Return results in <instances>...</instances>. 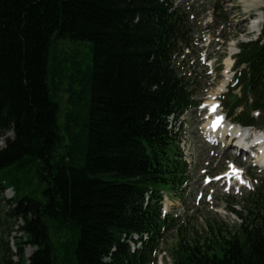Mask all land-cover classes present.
<instances>
[{
    "label": "trees",
    "instance_id": "obj_1",
    "mask_svg": "<svg viewBox=\"0 0 264 264\" xmlns=\"http://www.w3.org/2000/svg\"><path fill=\"white\" fill-rule=\"evenodd\" d=\"M175 3L0 0V137L12 134L0 147V264H157L176 220L163 195L188 179L169 117L196 104L197 74L179 60L192 24ZM238 48L228 116L256 127L264 20ZM237 203L246 215L229 235L179 228L171 264H264V180Z\"/></svg>",
    "mask_w": 264,
    "mask_h": 264
},
{
    "label": "rangeland",
    "instance_id": "obj_2",
    "mask_svg": "<svg viewBox=\"0 0 264 264\" xmlns=\"http://www.w3.org/2000/svg\"><path fill=\"white\" fill-rule=\"evenodd\" d=\"M251 1L253 0H176V7L187 12L192 24L191 45L183 49L184 55H181L179 60H183L182 66L190 73L197 74L193 96L196 104L194 108L187 110L170 123L175 131L178 130L179 146L187 163L188 179L177 193L167 192L163 196V212L176 220L175 226L165 233L163 241L158 246L157 264L165 262L170 264V252L178 241L179 228H182V233L193 238H204L213 232L216 234L218 229L226 235L235 231L236 226L243 220L239 213L242 216L246 215L241 204H236V200L247 196L264 180V171L259 173L256 168L254 169L253 161H246V156L237 152L235 147L227 149L206 142L201 129L206 112L201 109L204 101L205 104L208 103V94L216 91L220 83L222 84L226 58L232 54L231 61L234 62L239 43L255 40L259 36L250 32L251 20L257 17L258 12L256 6H250L253 3ZM228 73L232 79L233 68ZM228 91L238 96V100L240 96L238 89L230 86L226 92ZM226 92L218 94L217 98L224 106L228 120L233 122L234 120L228 116V105L231 103H223ZM239 111L237 109L236 113ZM262 117L264 118V113ZM260 122L258 121L259 125L256 127L264 130V122L262 124ZM11 136V132H8L0 137V147L4 146L5 137ZM230 165H235L246 173L243 175L248 176L247 185L234 184L228 189L221 180L211 181L209 184L204 182V177L228 172ZM3 196L10 198L11 190H7ZM232 207L235 211L231 210ZM18 224L10 223V246L13 251L15 247L12 236L21 235ZM32 251V247L26 246L25 255Z\"/></svg>",
    "mask_w": 264,
    "mask_h": 264
},
{
    "label": "bare ground",
    "instance_id": "obj_3",
    "mask_svg": "<svg viewBox=\"0 0 264 264\" xmlns=\"http://www.w3.org/2000/svg\"><path fill=\"white\" fill-rule=\"evenodd\" d=\"M253 2L250 6H256L258 9L257 17L253 21V23L250 25V32L253 33H259L261 31L262 23H263V14H264V0H253ZM249 6V5H248ZM247 7V5H246ZM249 8V7H248ZM252 8V7H250ZM244 20H240V22H243ZM232 52H230L231 54ZM229 57V58H228ZM228 57L225 60L224 63V71H223V80L222 84L220 83L219 88L216 91H212L208 94L209 100L206 106H208L205 115L203 116V119L205 120L204 124L202 125L201 129L203 130V133L205 135H208L212 140H216L218 144H230L229 140H225V135L229 134L232 139L234 140V144H232V147H239L240 151L243 149L247 150V152H252L249 156L252 158H255V162L259 163L261 166L260 168L264 170V131H255L252 128L244 127L242 128L240 125H237L235 123H227L226 121L219 120L218 123H216L217 129L213 131V129L210 127L212 123L217 121V118L222 116L218 115L216 111H213L211 109L212 105L217 104L216 96L218 94L224 93L227 91L228 82L230 79L229 75V69L232 64V58L231 55H228ZM226 65V66H225ZM207 97V98H208ZM211 118V119H210ZM230 147V146H229ZM254 148V149H253ZM233 170H230L229 173H232ZM230 178L234 177V181H229V183L232 185L233 183L237 182V178L240 176H237V174H231L229 175ZM245 182V181H244ZM248 183V181H246ZM31 252L27 253V256L30 255Z\"/></svg>",
    "mask_w": 264,
    "mask_h": 264
},
{
    "label": "water",
    "instance_id": "obj_4",
    "mask_svg": "<svg viewBox=\"0 0 264 264\" xmlns=\"http://www.w3.org/2000/svg\"><path fill=\"white\" fill-rule=\"evenodd\" d=\"M237 99V96L236 95H233L231 92H228L225 96V100L229 103H233L235 102Z\"/></svg>",
    "mask_w": 264,
    "mask_h": 264
},
{
    "label": "snow or ice",
    "instance_id": "obj_5",
    "mask_svg": "<svg viewBox=\"0 0 264 264\" xmlns=\"http://www.w3.org/2000/svg\"><path fill=\"white\" fill-rule=\"evenodd\" d=\"M216 107H218V105H212V106H211V109H212L213 111H215V108H216ZM221 119H222V118L218 117V118H217V121H215V122L213 123V126H215L216 123H218L219 120H221ZM239 171H240L239 169H236V170H235V172H236L237 174L239 173Z\"/></svg>",
    "mask_w": 264,
    "mask_h": 264
}]
</instances>
